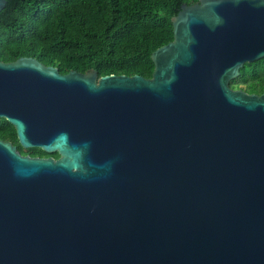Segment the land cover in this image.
I'll use <instances>...</instances> for the list:
<instances>
[{
    "label": "water",
    "instance_id": "obj_1",
    "mask_svg": "<svg viewBox=\"0 0 264 264\" xmlns=\"http://www.w3.org/2000/svg\"><path fill=\"white\" fill-rule=\"evenodd\" d=\"M7 0H0V13ZM143 75L0 60V264H264V0L184 3Z\"/></svg>",
    "mask_w": 264,
    "mask_h": 264
},
{
    "label": "trees",
    "instance_id": "obj_2",
    "mask_svg": "<svg viewBox=\"0 0 264 264\" xmlns=\"http://www.w3.org/2000/svg\"><path fill=\"white\" fill-rule=\"evenodd\" d=\"M199 0H7L0 13V60L35 57L63 74L95 69L105 75L153 76L152 53L174 39L172 19ZM232 88L264 93V58L248 62ZM0 139L17 132L0 118ZM32 156L59 158L39 147Z\"/></svg>",
    "mask_w": 264,
    "mask_h": 264
},
{
    "label": "flooded vegetation",
    "instance_id": "obj_3",
    "mask_svg": "<svg viewBox=\"0 0 264 264\" xmlns=\"http://www.w3.org/2000/svg\"><path fill=\"white\" fill-rule=\"evenodd\" d=\"M16 146H17V148L21 151V153L23 154V152H27V149H29V148H25V147H23L21 144H20V142H19V140H17L16 142H13ZM32 148H35V147H32ZM24 155H31V154H28V153H24ZM32 156V155H31ZM35 157V156H34Z\"/></svg>",
    "mask_w": 264,
    "mask_h": 264
}]
</instances>
